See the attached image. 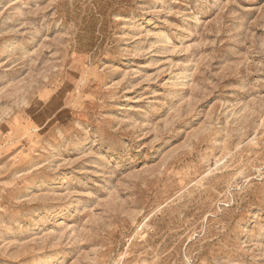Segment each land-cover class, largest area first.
<instances>
[{"label": "rangeland", "instance_id": "1", "mask_svg": "<svg viewBox=\"0 0 264 264\" xmlns=\"http://www.w3.org/2000/svg\"><path fill=\"white\" fill-rule=\"evenodd\" d=\"M0 264H264V0H0Z\"/></svg>", "mask_w": 264, "mask_h": 264}]
</instances>
